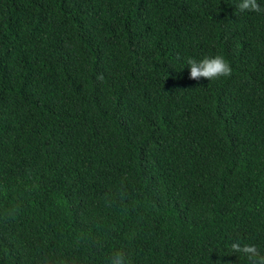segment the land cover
<instances>
[{"label":"trees","instance_id":"obj_1","mask_svg":"<svg viewBox=\"0 0 264 264\" xmlns=\"http://www.w3.org/2000/svg\"><path fill=\"white\" fill-rule=\"evenodd\" d=\"M239 2L0 0V264L264 252V12ZM216 55L229 77L189 79Z\"/></svg>","mask_w":264,"mask_h":264},{"label":"clouds","instance_id":"obj_2","mask_svg":"<svg viewBox=\"0 0 264 264\" xmlns=\"http://www.w3.org/2000/svg\"><path fill=\"white\" fill-rule=\"evenodd\" d=\"M237 8L240 12H264V8L261 7L258 0H240ZM186 63L189 69V79L192 80H199L201 78L208 81L218 80L222 77H229L232 73L229 62L220 55L205 57L199 61L188 58ZM230 250L233 254L246 258L248 264H264V252H261L254 244L235 240L231 243ZM109 264H129V261L122 251H116L110 257Z\"/></svg>","mask_w":264,"mask_h":264}]
</instances>
